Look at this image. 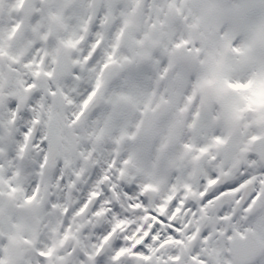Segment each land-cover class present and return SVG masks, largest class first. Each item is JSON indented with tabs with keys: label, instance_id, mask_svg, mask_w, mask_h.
Here are the masks:
<instances>
[{
	"label": "snow or ice",
	"instance_id": "snow-or-ice-1",
	"mask_svg": "<svg viewBox=\"0 0 264 264\" xmlns=\"http://www.w3.org/2000/svg\"><path fill=\"white\" fill-rule=\"evenodd\" d=\"M0 264H264V0H0Z\"/></svg>",
	"mask_w": 264,
	"mask_h": 264
}]
</instances>
